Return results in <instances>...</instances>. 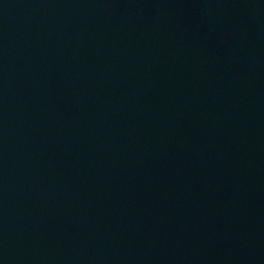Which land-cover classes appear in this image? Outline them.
<instances>
[{
  "label": "water",
  "instance_id": "95a60500",
  "mask_svg": "<svg viewBox=\"0 0 264 264\" xmlns=\"http://www.w3.org/2000/svg\"><path fill=\"white\" fill-rule=\"evenodd\" d=\"M0 264H264V0H0Z\"/></svg>",
  "mask_w": 264,
  "mask_h": 264
}]
</instances>
